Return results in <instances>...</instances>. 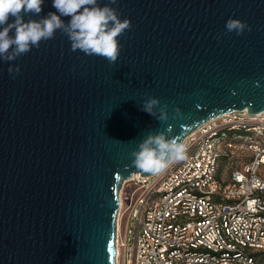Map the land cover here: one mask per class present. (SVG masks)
Listing matches in <instances>:
<instances>
[{"label": "water", "instance_id": "water-1", "mask_svg": "<svg viewBox=\"0 0 264 264\" xmlns=\"http://www.w3.org/2000/svg\"><path fill=\"white\" fill-rule=\"evenodd\" d=\"M98 3L131 21L115 64L71 51L59 30L0 58V264H116L122 184L153 175L132 166L148 133L171 124L183 143L211 119L264 111V0ZM50 12L43 0L23 18ZM230 18L251 30L228 32ZM149 97L168 105L167 123L142 110Z\"/></svg>", "mask_w": 264, "mask_h": 264}, {"label": "built area", "instance_id": "built-area-1", "mask_svg": "<svg viewBox=\"0 0 264 264\" xmlns=\"http://www.w3.org/2000/svg\"><path fill=\"white\" fill-rule=\"evenodd\" d=\"M260 138L264 111L230 112L185 138L184 160L160 174L125 180L116 238L125 264H264ZM233 149H246L250 156L232 166L229 181H219L220 158L229 161L224 156Z\"/></svg>", "mask_w": 264, "mask_h": 264}, {"label": "clouds", "instance_id": "clouds-1", "mask_svg": "<svg viewBox=\"0 0 264 264\" xmlns=\"http://www.w3.org/2000/svg\"><path fill=\"white\" fill-rule=\"evenodd\" d=\"M117 0H109L115 4ZM43 0H0V58L14 61L27 54L33 47L39 48L41 41L53 39L57 30L65 34L71 42V51L80 50L86 55L105 58L110 64L117 61L121 45L118 37L131 28L129 19H120L116 8L109 5L100 6L98 0H53V7L60 15L50 12L40 20H24V15L42 11ZM71 17L65 23L60 17ZM14 18L9 23V19ZM228 32L241 35L250 27L239 19H228ZM14 35H10L13 32ZM10 75L18 74L20 68L9 67ZM142 110L162 123L169 120L168 105L161 104L159 99L149 97L144 100ZM159 113V114H157ZM173 120L183 118L179 107L172 111ZM173 125L160 132L152 133L142 140L138 150L133 151L132 166L138 172L160 174L172 164L185 159V145L180 135H173Z\"/></svg>", "mask_w": 264, "mask_h": 264}, {"label": "rangeland", "instance_id": "rangeland-1", "mask_svg": "<svg viewBox=\"0 0 264 264\" xmlns=\"http://www.w3.org/2000/svg\"><path fill=\"white\" fill-rule=\"evenodd\" d=\"M243 134V133H242ZM264 144V138L259 139ZM243 143L244 141H240ZM250 154L246 151V149H233L226 152L224 157H231L228 161V159L220 158L219 164H218V171H217V180L227 182L230 180V174L232 172L233 167H239L242 162H240L241 159H245L249 157ZM233 159V160H232ZM235 159H238V161H234ZM232 162H231V161ZM233 166V167H232ZM129 192V191H128ZM131 193V191H130ZM129 196L130 194L127 193ZM129 204V201L125 202V207H127ZM120 257H119V264H125V253L122 248L119 249ZM117 256L116 253V264L117 263ZM128 264H132L131 260L128 261Z\"/></svg>", "mask_w": 264, "mask_h": 264}, {"label": "bare ground", "instance_id": "bare-ground-1", "mask_svg": "<svg viewBox=\"0 0 264 264\" xmlns=\"http://www.w3.org/2000/svg\"><path fill=\"white\" fill-rule=\"evenodd\" d=\"M117 227L119 228V222L117 223ZM117 263L119 264V257H120V252H119V248L117 247Z\"/></svg>", "mask_w": 264, "mask_h": 264}]
</instances>
